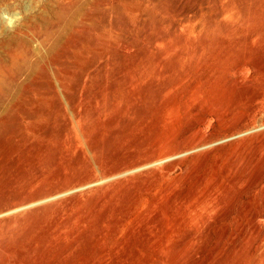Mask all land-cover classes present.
Listing matches in <instances>:
<instances>
[{"label": "rangeland", "instance_id": "1", "mask_svg": "<svg viewBox=\"0 0 264 264\" xmlns=\"http://www.w3.org/2000/svg\"><path fill=\"white\" fill-rule=\"evenodd\" d=\"M50 2L0 49V264H264V0ZM165 134L227 137L117 170Z\"/></svg>", "mask_w": 264, "mask_h": 264}, {"label": "bare ground", "instance_id": "2", "mask_svg": "<svg viewBox=\"0 0 264 264\" xmlns=\"http://www.w3.org/2000/svg\"><path fill=\"white\" fill-rule=\"evenodd\" d=\"M10 0H0V49L5 48V49H11L13 47V44L15 43H20V41L25 39V28L28 26L31 29H36L39 24V18L43 16V12L47 9V7H42V6H35L37 5L38 0H25L27 3V10L24 12L23 15L20 14L19 11H17L18 6H6V4ZM13 1V0H12ZM19 1V0H17ZM21 1V0H20ZM19 1V3H20ZM45 1V0H44ZM50 2V0H46V3ZM16 2V1H15ZM54 2V1H53ZM51 3V2H50ZM43 5V4H42ZM22 7V6H21ZM53 7V6H52ZM63 12V11H62ZM65 12V11H64ZM46 13V12H45ZM60 13V11H59ZM47 14V13H46ZM21 15V16H20ZM64 15V14H63ZM62 15V16H63ZM41 23V22H40ZM18 24H21L17 26ZM17 26V29L14 31L13 28ZM27 43V42H26ZM28 49V48H27ZM31 50V48H30ZM32 52V51H31ZM33 53V52H32ZM2 62V61H1ZM185 105L184 109L189 108L188 104H183ZM163 106H165L168 109H176L179 107V100L176 99H171V100H166L163 102ZM160 121L165 122L166 116L161 113L160 115ZM200 120V119H198ZM205 118L203 117L199 122L204 121ZM198 125V124H196ZM197 127V126H196ZM262 127H264V124H262ZM260 128V127H259ZM176 136V135H175ZM227 137V136H225ZM223 138H218L217 140H208L203 139V138H195L189 141L185 147H173V149H170L168 152H166L164 155H158L159 152L161 151L160 148L166 147H172L173 143L170 144L172 141L174 142L173 134H165L164 136L160 137L159 139H156L153 141L152 145L154 146V150L147 156L146 159L142 160H130V163H126L121 165L120 167L117 168V170H129L131 167H136L140 165H147L149 162H166L170 159L175 160L176 162L181 161V156L190 152L191 150L197 149V148H202V147H207L208 145H211ZM205 138V137H204ZM261 142V141H260ZM137 144L136 139H131L128 142L129 146H134ZM128 147V146H127ZM164 147V148H165ZM166 147V148H167ZM163 149V148H162ZM121 164V163H120ZM80 184L83 182H89L93 181L91 177H85L80 180ZM75 245V244H74ZM74 245L70 246L71 249H74ZM76 246V245H75ZM117 247V246H115ZM118 249V248H117ZM117 249L115 248H109L108 246L104 245L101 246L98 251H92V250H83L82 253L85 255H89L87 258H84L80 261L70 259L64 264H106L108 260H111L113 262H116L118 260H123L125 259L126 261H129L131 259H134L136 257V253H133L134 251L131 250L130 248L126 249V251H122L123 253L119 254L117 252ZM117 251V252H116ZM133 251V252H132ZM81 253V252H80ZM194 254L196 257L199 259L200 257L203 258V260H199L198 264H228V262H223L222 260H214V256H209V260L206 259V255L204 253L203 249H197ZM212 255V254H210ZM188 256L185 251H178L176 253H172L171 256L167 255V257H161L159 255L153 256L152 260H154L157 264H177V262H184L188 259ZM214 260V261H213ZM151 262L150 258H145V260L141 261L140 264H149ZM125 264H132L131 261L125 263Z\"/></svg>", "mask_w": 264, "mask_h": 264}]
</instances>
